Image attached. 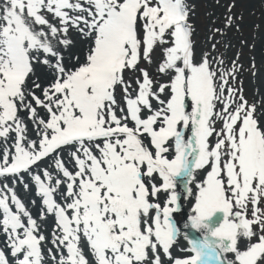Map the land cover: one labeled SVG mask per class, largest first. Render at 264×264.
<instances>
[{
    "label": "snow or ice",
    "instance_id": "obj_1",
    "mask_svg": "<svg viewBox=\"0 0 264 264\" xmlns=\"http://www.w3.org/2000/svg\"><path fill=\"white\" fill-rule=\"evenodd\" d=\"M191 14L0 0V264H264V111L238 56L197 53Z\"/></svg>",
    "mask_w": 264,
    "mask_h": 264
},
{
    "label": "rangeland",
    "instance_id": "obj_2",
    "mask_svg": "<svg viewBox=\"0 0 264 264\" xmlns=\"http://www.w3.org/2000/svg\"><path fill=\"white\" fill-rule=\"evenodd\" d=\"M192 14L190 23L194 29L193 40L197 53L209 51L213 56L222 57L228 65L238 56V63L242 68L238 75L239 87L243 86V93L249 103H257L260 111H264V0H188ZM230 9V10H229ZM231 24L228 26V19ZM219 29V31H216ZM215 44V49L212 45ZM79 49V50H77ZM75 51L80 52L81 48ZM161 61L159 50L153 53L152 63H142L141 68L148 71L153 80V88L168 82L169 77L158 71ZM253 63L255 68L252 67ZM255 73V74H253ZM137 74L129 73L127 78L136 79ZM135 86V85H134ZM219 127V125H218ZM200 179V175L196 176ZM194 188V182L190 184ZM182 207L176 218L187 221L191 215V199L186 194L181 201ZM52 224L54 221L49 217ZM182 235L194 234L190 229H184ZM179 246L185 247L186 241L179 240ZM179 248L174 250V255L180 257L184 253ZM180 254V255H179Z\"/></svg>",
    "mask_w": 264,
    "mask_h": 264
},
{
    "label": "bare ground",
    "instance_id": "obj_3",
    "mask_svg": "<svg viewBox=\"0 0 264 264\" xmlns=\"http://www.w3.org/2000/svg\"><path fill=\"white\" fill-rule=\"evenodd\" d=\"M77 50H79V49H77ZM81 51H82V49H81ZM81 51H80V52H81ZM260 93H261L262 98H264V92L261 91ZM29 210L32 212V215H33L34 217H36V216L39 215V209H38L36 206H34V205L30 206V207H29ZM48 221H49V223H48V231H50L51 228L54 226V224L51 223L52 221L50 222L49 218H48ZM0 247H3V237H0ZM48 247H51V245H48ZM178 253H180V252H178ZM180 254H181V253H180ZM180 254H179V255H180ZM181 255H182V254H181Z\"/></svg>",
    "mask_w": 264,
    "mask_h": 264
}]
</instances>
